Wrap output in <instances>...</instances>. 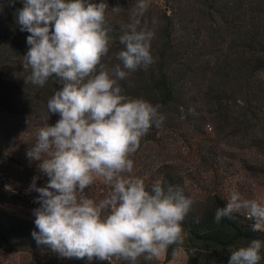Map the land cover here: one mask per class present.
<instances>
[{
  "label": "clouds",
  "instance_id": "clouds-1",
  "mask_svg": "<svg viewBox=\"0 0 264 264\" xmlns=\"http://www.w3.org/2000/svg\"><path fill=\"white\" fill-rule=\"evenodd\" d=\"M22 2L15 15L20 30L29 33L22 60L25 84L43 87L54 78L58 86L47 110L59 119L54 125L45 121L27 152L42 161L38 167L49 178L37 187L34 177L29 188L39 194L38 231L32 232L37 245L61 258L130 264L141 257L158 260L172 245L179 248L193 199L159 179L147 190L144 179L133 175L132 157L141 139L163 125L162 105L126 96L118 83L156 62L152 41L158 21L153 17L150 27L144 19L151 0H136L130 22L121 25L123 48L112 67L102 62L114 40L106 0ZM122 8L117 4L111 12ZM97 181L109 189L99 201L85 192ZM242 211L254 222L253 231L264 230V197L246 199L238 191L216 210L215 222ZM262 249L264 241L251 239L231 251L228 264H261Z\"/></svg>",
  "mask_w": 264,
  "mask_h": 264
},
{
  "label": "trees",
  "instance_id": "trees-1",
  "mask_svg": "<svg viewBox=\"0 0 264 264\" xmlns=\"http://www.w3.org/2000/svg\"><path fill=\"white\" fill-rule=\"evenodd\" d=\"M106 2V19L113 27L114 40L102 62L112 67L119 63L115 53L123 48L118 40L121 25L130 22L136 0ZM117 4L123 8L114 14L111 7ZM22 7V0L14 4L0 0V108L14 110L21 105L23 114L48 116L47 102L58 86L54 78L43 87L25 84L22 60L29 48V33L20 30L15 15ZM153 17L158 21L152 41L156 62L147 71L138 70L118 81L123 94L162 105L160 111L165 116L161 128L153 126L141 139L133 155L141 169L134 175L144 179L147 190L159 179L165 186L181 187L193 199L182 221L187 264H228L232 250L251 239L264 241V231H253L254 222L242 213H234V219L222 218L217 224L215 212L227 201L222 193L211 189L203 172L212 170L216 177L231 174L239 162L251 176L264 177V0H165L161 4L151 0L144 18L150 27ZM51 115L59 119L58 114ZM210 122L213 126H208ZM207 128H212L217 139L214 145L199 140L208 136ZM176 136L191 155L182 154ZM175 143L174 149L168 146ZM155 145L163 147V152L157 153L162 155L157 167L148 162L149 155L154 156L160 148ZM235 150L250 152L252 159L240 157ZM44 178L47 184L49 178ZM193 185L207 192L205 203L195 202ZM108 191L106 188L100 193V187L94 185L85 189L97 201ZM27 200L0 181V204H28ZM34 220L0 211V247L9 252H31L32 264H112L61 258L46 246H38L32 237V232L38 231ZM176 247L168 249L172 252ZM136 264L152 263L139 259Z\"/></svg>",
  "mask_w": 264,
  "mask_h": 264
},
{
  "label": "rangeland",
  "instance_id": "rangeland-1",
  "mask_svg": "<svg viewBox=\"0 0 264 264\" xmlns=\"http://www.w3.org/2000/svg\"><path fill=\"white\" fill-rule=\"evenodd\" d=\"M156 1L161 4L165 0ZM20 106L21 105L14 107V110H4L5 108H0V146L3 148L5 154V159L0 160V181L5 188L25 195L28 198L27 201L29 203L0 204V211H3L8 216L29 220L35 219L34 209L40 206L36 202L39 194L35 191H29L30 185L34 177H39L36 181L37 187L45 186L46 183L44 177L46 175L38 167L42 161L31 160L28 158L27 152L35 143L36 131L43 126L45 121L48 120L47 122L49 125H54L57 120H55L51 114L48 116L46 114L38 116L37 114L35 115V113L33 115L27 113L23 114L22 110H20ZM208 126H213V124L210 122ZM207 130L208 136L205 138L202 137L199 140H203V144L214 145L217 139L213 134L212 128H207ZM177 137L178 136H176L175 142L178 141V143H180L178 144V147L182 148V154L186 156L191 155V152L189 151L190 149H185L183 140L179 137L177 139ZM168 146L173 148L174 146L177 147V144L175 143L172 146L168 144ZM158 147L160 146L157 145L156 148ZM162 148L160 147L156 149L154 156H152V154L149 155L150 159L148 162L150 164L154 162L152 164L154 167H157V163H160L161 161L157 159L162 157V155L157 153L158 151L163 152ZM235 151L240 157L252 159L251 154L248 151ZM253 156H256V154ZM139 169H141V167H139L137 161H135L133 175L136 174L137 171H140ZM218 170L222 171L221 169ZM224 173L223 175L216 177V172L210 170L209 172L204 171L203 175L207 183L211 184V189L222 193L226 201H228L230 194L234 191H238L246 199L264 197V177L251 176L245 171L242 163L236 162L234 172H231V174L230 172L229 174ZM216 178L217 181H215ZM214 182L216 185H213ZM93 185L98 188L100 187V193H104L105 189L108 188L101 181H97ZM191 192L193 196L196 197V203H205L206 198L208 197L205 190H201L197 185H193ZM240 213L246 215L243 211ZM140 259L144 260L143 257ZM188 259L189 254L186 248L180 246L179 248L176 247L172 252L167 249L158 260L150 262L152 264H187ZM32 261L33 255L31 252H9L0 247V264H32ZM109 263L122 264L121 261L115 259Z\"/></svg>",
  "mask_w": 264,
  "mask_h": 264
}]
</instances>
